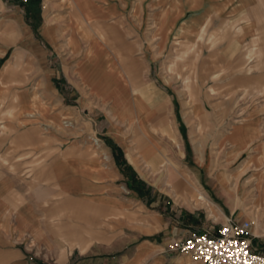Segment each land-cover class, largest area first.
<instances>
[{"label": "crops", "instance_id": "crops-1", "mask_svg": "<svg viewBox=\"0 0 264 264\" xmlns=\"http://www.w3.org/2000/svg\"><path fill=\"white\" fill-rule=\"evenodd\" d=\"M263 30L264 0H0V264H196L171 246L189 232L222 224L198 223L191 210L206 199L174 164L154 180L167 183L175 201L189 210L177 215L182 226L164 232L155 213L149 218L154 231L123 228L110 240V211L130 209L137 199L141 206L151 204L141 198L145 187L138 193L127 186L141 179L127 172L124 187L118 186L110 168L117 132L110 118L126 117L129 94L122 61L139 55L151 68L168 45L198 43L206 31L212 38L224 33L222 44H246ZM138 89L162 109L164 99L155 90ZM190 104L182 101V115L189 107L183 117L196 120L202 107ZM83 107L101 110L106 127L95 142L109 156L91 149L77 126L68 135V114ZM255 128L260 136L250 146L264 149L262 129L250 124L235 126L234 146H246ZM148 186L153 197L160 194ZM122 188L136 196H123Z\"/></svg>", "mask_w": 264, "mask_h": 264}, {"label": "rangeland", "instance_id": "rangeland-1", "mask_svg": "<svg viewBox=\"0 0 264 264\" xmlns=\"http://www.w3.org/2000/svg\"><path fill=\"white\" fill-rule=\"evenodd\" d=\"M209 35L206 31L198 43L168 45L166 53L151 68L149 61L139 55L122 61L128 87L125 92L129 93L127 111L126 117L117 122L110 118V124L114 122L117 127L112 142L121 149L136 176L160 194L153 197L152 190L144 188L148 194L146 201L151 204L141 206L137 199L130 209L110 211V240L123 228L144 233L154 231V220L149 218L155 213L162 217L164 232L168 227L182 226L177 215L189 210L175 201L167 183L154 180L174 164L186 172L206 199L203 206L191 210L197 214L199 224L217 227L226 223V214L232 213V218L250 222L252 246L264 247V149L257 152L256 145L250 146L260 136V130L249 129L255 134L248 137V144L243 148L235 147L230 139L235 126L250 124L262 129L264 140V123H252L264 121V30L259 39L246 44H222L220 41L226 39L224 33L214 38ZM172 49L174 55H171ZM113 78L115 82L116 77ZM139 86L162 96L161 110L141 97ZM116 88L122 94V88ZM182 101L201 105L202 112L196 120L183 117ZM100 112L97 107H83L68 114V135H73L77 126L91 149H103L109 156L101 142H95L98 131L106 127ZM163 115L167 116L166 125ZM110 168L116 184L124 187L125 173L115 164L111 149ZM216 174L221 181L227 179L230 188L240 185L239 190L247 197L245 206H238L235 200L229 204L225 199L229 189L222 185L223 196H219ZM121 194L136 196L125 188ZM220 215L224 217L222 222L218 219Z\"/></svg>", "mask_w": 264, "mask_h": 264}, {"label": "built area", "instance_id": "built-area-1", "mask_svg": "<svg viewBox=\"0 0 264 264\" xmlns=\"http://www.w3.org/2000/svg\"><path fill=\"white\" fill-rule=\"evenodd\" d=\"M17 1L25 4L29 0ZM249 228V221L229 218L214 231L189 232L171 249L202 264H264V252L252 246Z\"/></svg>", "mask_w": 264, "mask_h": 264}, {"label": "trees", "instance_id": "trees-1", "mask_svg": "<svg viewBox=\"0 0 264 264\" xmlns=\"http://www.w3.org/2000/svg\"><path fill=\"white\" fill-rule=\"evenodd\" d=\"M110 146L112 148V152H113L114 158L116 160V164L120 168H122V172H124V173L130 172L132 176H135L136 175L135 172L133 171L131 166L127 163L126 159L123 156V153H122L121 149L117 145H114V144H110ZM126 183H127V186H128L129 189L134 190V191H136L138 193H141V190L144 187L147 188L148 191H150V189H151L143 181H140L139 185H134L132 183V181H127ZM146 196H148V194L145 195V196L141 195L142 200H144L146 204H149V201H146Z\"/></svg>", "mask_w": 264, "mask_h": 264}, {"label": "bare ground", "instance_id": "bare-ground-1", "mask_svg": "<svg viewBox=\"0 0 264 264\" xmlns=\"http://www.w3.org/2000/svg\"><path fill=\"white\" fill-rule=\"evenodd\" d=\"M184 102V101H183ZM183 104H185V103H183ZM187 104V103H186ZM191 105V104H190ZM186 107H188V106H186ZM192 106H190V108H191ZM187 109V108H186ZM186 109H184V111H188V109H189V107H188V109L186 110ZM189 112V111H188ZM188 112H186L185 114L187 115V114H190V113H188ZM190 112H191V110H190ZM189 117V116H188ZM193 118V117H192ZM187 119H190V117L189 118H187ZM242 165V164H241ZM245 172V171H244ZM242 174V173H241ZM216 178V177H215ZM176 179V178H175ZM228 180H230V179H228ZM235 182V181H234ZM233 182V183H234ZM232 183V182H231ZM230 184V183H229ZM221 185L224 187V189H226V190H228V192H229V195H228V197L226 198L225 197V199H226V201L229 203V204H232L231 202L232 201H236L237 202V204H238V206H245L244 205V203L246 202V200L245 199H247V197L246 196H244L243 194H242V191L241 190H239V187H240V185H238L237 187H232V188H230V187H228L227 186V179H225V181H222L221 182ZM234 185V184H233ZM176 188V187H175ZM177 189V188H176ZM179 190L181 191V190H186V185H183L182 187L180 186L179 187ZM230 192L231 193H233V194H230ZM252 210H254L253 208H252Z\"/></svg>", "mask_w": 264, "mask_h": 264}, {"label": "snow or ice", "instance_id": "snow-or-ice-1", "mask_svg": "<svg viewBox=\"0 0 264 264\" xmlns=\"http://www.w3.org/2000/svg\"><path fill=\"white\" fill-rule=\"evenodd\" d=\"M225 231H227V229H225ZM189 246L191 247L192 245H191V242H189Z\"/></svg>", "mask_w": 264, "mask_h": 264}]
</instances>
